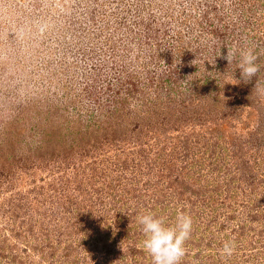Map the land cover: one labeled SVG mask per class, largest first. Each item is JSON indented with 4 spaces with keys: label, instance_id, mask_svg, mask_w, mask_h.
<instances>
[{
    "label": "rangeland",
    "instance_id": "1",
    "mask_svg": "<svg viewBox=\"0 0 264 264\" xmlns=\"http://www.w3.org/2000/svg\"><path fill=\"white\" fill-rule=\"evenodd\" d=\"M180 211L182 264H264V0H0V264H152Z\"/></svg>",
    "mask_w": 264,
    "mask_h": 264
},
{
    "label": "clouds",
    "instance_id": "2",
    "mask_svg": "<svg viewBox=\"0 0 264 264\" xmlns=\"http://www.w3.org/2000/svg\"><path fill=\"white\" fill-rule=\"evenodd\" d=\"M239 53L238 69L241 79L250 82L260 71L257 64L258 55L253 47L227 49L223 57L230 64ZM220 55V54H219ZM145 239L143 248L151 258L152 264H182L187 254L186 243L193 231V218L190 214L180 211L177 213L175 224L168 225L165 219L149 212L138 217ZM236 250L235 239L225 241L220 249L222 256L231 257Z\"/></svg>",
    "mask_w": 264,
    "mask_h": 264
}]
</instances>
